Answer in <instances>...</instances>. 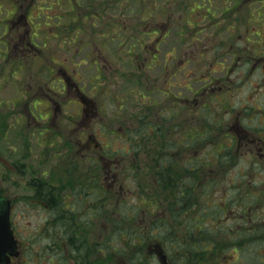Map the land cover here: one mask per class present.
Returning <instances> with one entry per match:
<instances>
[{
	"label": "flooded vegetation",
	"instance_id": "af4514ba",
	"mask_svg": "<svg viewBox=\"0 0 264 264\" xmlns=\"http://www.w3.org/2000/svg\"><path fill=\"white\" fill-rule=\"evenodd\" d=\"M233 1L241 3L236 8L240 11L239 8L248 6L251 0ZM12 7L14 10L7 18L8 24L5 28L13 42H5L4 45L9 55L24 59L27 56L26 52L36 49L28 37L27 15L30 7L23 3H14ZM256 13L262 24L264 11ZM251 18L248 15V19ZM249 22L251 21L248 20L247 23ZM244 29L245 36L238 34L240 37L238 40L245 44L242 49L232 46L235 53L225 62L224 40L218 41L214 58L209 59L215 60V64L212 62L206 64L210 68L216 67L212 71L216 74L215 80L209 78L199 91L209 92L216 88V105L207 107L208 99L192 100L188 94L189 97L185 101L187 105L180 110L186 114L184 125H187L189 130L184 129L180 135L179 125L170 124L172 128L170 127L168 142L173 144V150L169 151L168 155H159L161 152L159 151L156 156L159 163L156 166L155 127H158L159 123L155 124L152 118L155 113L153 106L139 107L138 112L134 110L133 114L129 113L126 116L122 106H118V111L121 112L117 116L109 111L108 116L104 117L101 135L103 139L102 144H99L93 134L88 132L89 125H93L97 116L93 99L80 91L78 83L75 82L78 78H73L61 64H57L58 68L52 69L49 75L53 77L52 72L56 74L52 83L61 84L67 94L70 92L69 89H74L72 99L66 103L80 105V113L85 116L83 119L87 120L89 117L91 119L89 123L79 121L70 124L76 128L69 130L67 144L61 145L59 140V143L51 146L55 149H50L48 154L42 135L46 131L45 127L30 129L37 130L39 137L31 143H26L29 140L0 138V202H4L0 207L8 208V225L15 242L14 245L1 246L0 264H141L142 259L145 264H151L153 261L161 264L160 247L167 264H178L179 259L170 257L158 238L143 240V236L136 233L126 236L125 227L128 225H141L145 229L147 227L151 229L155 224L156 233L158 223L161 221V216L155 217L151 212L142 209L139 210L142 217L136 216V211L141 206V197L138 196L140 187L131 180V176L134 179V175L139 171L146 173L149 170L155 174L158 168L169 171L174 169L175 172L182 170L188 190L198 191L201 188L191 187V180L199 168L202 175H205L206 171L202 169L207 158L206 149L213 143L219 148V159L224 158L223 154L226 151L228 153L226 160L236 163L233 167L235 180L241 177L238 171L239 164H248V168L243 166L247 171L246 192L257 194L262 201L264 182L262 186H256L253 185L251 178L258 176V172H263L260 170H264V31L261 34L253 32L259 39L255 42L249 37L248 29ZM190 63L183 62L182 69L177 66H172V69L184 72L186 78V74H190L187 69L190 68L187 66ZM142 65H145V62H140V67ZM187 81L186 89L191 93L189 85L192 79ZM38 93L36 96H40V101L48 103L44 111L52 125L51 121L62 114L60 96L50 88L48 92ZM206 111L217 115L211 125L207 122ZM58 120L57 123H53L55 127L50 125L49 130L54 136L62 137ZM117 124L118 127L114 130ZM73 131H78L75 139L72 137ZM116 143L118 145L121 143L122 146ZM115 146L126 151L125 154L132 152L136 163L130 161L126 165L130 155L125 158L117 149H112ZM147 147L150 149L147 150ZM140 155L144 156L147 162L137 165ZM254 164H259L262 168L256 172ZM127 174L128 178H125ZM218 175L222 178L223 170ZM100 178L101 184L97 180L94 181ZM205 180L202 179L204 182ZM237 184H240V181ZM235 190L240 192L241 188ZM171 191L173 193L170 204H174L178 200L176 195L179 190ZM186 195L187 206L182 214L187 216L188 222L201 221L198 216L203 217L202 214L192 212L191 194ZM128 196L135 198L136 202L130 205L129 212L126 213L124 206ZM151 202H146V206H152ZM169 207L172 209L167 220L171 227L176 229L173 238L184 242L197 240L178 230L177 222L182 214H177L178 209L174 205ZM253 207L255 206L241 216L239 205L235 204L231 221L241 222L242 225H238L231 235L234 240L230 238L228 240L233 241L239 251L246 248L248 251L249 246L253 244L252 246L256 248L253 255L255 261L264 264V210L257 204L259 216L253 219ZM143 220L144 223L140 224ZM246 223L247 229L244 227ZM94 226L99 227V230H95ZM94 232H99L98 241H94ZM126 237L134 242L131 247ZM222 240L223 235L218 241ZM257 242L259 245H256ZM143 246L148 254L144 258ZM260 246L262 250L258 249ZM101 250L106 251L105 255L95 258L94 251ZM247 253L250 254V250Z\"/></svg>",
	"mask_w": 264,
	"mask_h": 264
},
{
	"label": "rangeland",
	"instance_id": "374dc122",
	"mask_svg": "<svg viewBox=\"0 0 264 264\" xmlns=\"http://www.w3.org/2000/svg\"><path fill=\"white\" fill-rule=\"evenodd\" d=\"M14 3H23L30 7L27 15L28 37L36 49L26 52L24 59L9 55L4 45L5 42H13L7 35L5 26L8 24L7 18L14 10ZM238 4L241 3L233 0H0V138L29 140L26 143H31L39 137L37 130L30 129L45 127L46 131L43 130L42 135L48 154L50 149H55L51 146L59 143V140L61 145L67 144L69 130L76 128L70 124L90 122V117L83 119L85 116L80 113V105L66 103L72 99L74 89H69L67 94L61 84L52 83L56 74L52 72L53 77L49 75L52 69L58 68L57 64H61L73 78H78L75 82L78 83L80 91L93 99L97 116L93 125H89L88 132L93 134L99 144H102L103 139L101 135L104 117L108 116L109 111L119 115L121 111H118V106L125 110V116L133 114L134 110L138 112L139 107L153 106L155 113L152 118L155 124L160 123L171 129L170 124L176 123L179 125L178 132L182 135L184 129L189 130L184 125L186 114L180 110L187 105L185 101L188 94L192 100L208 99L207 107L216 105V88L211 90L213 92L199 90L209 78L214 79L216 76L212 72L216 67L210 68L206 64H215V60L209 59L214 58L218 41L224 40V57L227 62L235 53L232 46L237 49L245 46L238 40L240 34L245 36L244 28L248 29L249 37L255 42L259 39L253 32L261 34L264 31V20L261 24L256 13L264 11V0H251L248 6L240 7V11L236 10ZM254 13L256 14L253 15ZM248 15L252 18L248 19ZM248 20L251 22L247 23ZM140 62H145V65L140 67ZM183 62H191L187 65L190 67H187L190 74H186V78L184 72L172 69V66L182 69ZM190 79L191 93L186 89L187 80ZM48 88L60 96L62 109V114L51 121L52 125L44 111L48 103L40 101V96H36L38 92H48ZM167 118L170 119L169 124L165 121ZM216 118L217 115L206 111L209 125ZM57 120L60 122L62 137L54 136L49 130L50 125L53 126ZM117 127L118 124L114 130ZM78 131H73L74 139ZM158 135L155 128V143ZM168 138L169 135L162 141L168 142ZM112 149H117L125 158L130 155L126 165L130 161L136 163L132 152L125 154L126 151L116 146ZM207 150L209 156L218 153L214 148ZM144 162H147L145 157L140 155L137 165ZM243 166L248 168L247 163L239 164V168ZM253 167L256 172L262 168L259 164H254ZM234 170L233 167H224V183L234 176ZM228 171L229 175L225 180L224 172ZM260 171L263 172H258V176L251 178L253 185L262 186L264 182V170ZM136 174L140 175L141 172ZM127 176L128 174L125 178ZM95 180L100 184L102 182V178ZM155 186L157 187L156 183ZM131 196L126 199V213L129 212L130 205L136 202ZM262 203L263 206L259 208L264 210V199ZM140 209L146 210V207L140 206L136 211V216L142 217ZM159 210L155 208L149 212L160 217ZM142 223L144 220L140 221ZM94 229L99 230V227ZM125 229L130 230L128 234L136 233L159 240L165 232L161 223H158L156 233L155 229L144 230L141 225H128ZM94 234V241H98L99 232ZM126 241L130 247L134 244L127 237ZM252 245L248 248L250 259L246 258L247 254L237 258L236 255L227 257L225 253L222 264H261L253 257L256 248ZM105 253V250L94 251V256L103 257L101 255Z\"/></svg>",
	"mask_w": 264,
	"mask_h": 264
},
{
	"label": "trees",
	"instance_id": "16d2710c",
	"mask_svg": "<svg viewBox=\"0 0 264 264\" xmlns=\"http://www.w3.org/2000/svg\"><path fill=\"white\" fill-rule=\"evenodd\" d=\"M158 119L160 120L159 117ZM165 121L169 124L170 119L167 118ZM163 126V124L159 123L158 127H155L159 133L157 140H160L155 143V166L159 163L158 159L156 160L159 151H161L159 155H168L169 151L172 152L173 150V144L171 142L162 141L164 137L165 139L168 137L170 132L168 127L165 128ZM209 139H211L210 136ZM149 148L147 147V149ZM208 148H214L218 150V153L215 152L214 155L209 156ZM207 149V158L202 169L206 171L205 175H202L201 168H199L197 174L191 180V187L201 188L198 191L188 190V185H186L183 179L184 173L182 170L175 172L174 169L169 171L168 169L158 168L155 174H152L153 171L149 170L146 173L141 172L140 175H134V182L137 187H140V194L138 196L139 198L141 197V207H155L160 209L161 221L159 223L162 224L165 232L159 242L161 245L163 244L170 257H177L179 259L178 264H222V258L226 255L225 253H227V257L236 255L237 258H240V255L244 254L248 255L246 257L247 259L251 257L246 251L247 248L239 251L234 246L233 241L228 240L229 238L234 240V237L231 235L237 229L238 225H242L241 222L233 223L231 221V214L235 210L236 203L239 205L241 216L248 212L254 205V219L258 215L257 204L262 206L263 203L257 194L246 192L247 185L245 181L247 171L244 168H239L238 170L241 177L236 180L232 177L229 182L224 183L223 177L219 178V172L224 167H228V169L234 167L236 163L226 160L228 155L226 151L223 154L224 158L219 159V148L214 143L209 144ZM165 161L169 162L168 159H165ZM224 173L225 180H227L229 171ZM203 178L206 179L205 182L202 181ZM238 181H240V184H237ZM203 182L204 184H201ZM237 186L241 188L240 192H236L235 189L238 188ZM171 189H174V191L179 190L176 195L178 200L174 204H170V197H172L173 193ZM194 193H197V195ZM186 194H191L192 212H198L204 217L198 216L202 219L201 221L191 220L188 222L187 216L182 214L186 209L185 206H187ZM149 201H152L150 203L152 206H146L145 203ZM173 205L178 209L177 214H182L178 220L179 222H177L178 230L183 231L184 234H188L197 240L184 242L173 238V233L176 229L174 230L167 220L170 215V209H172L169 206ZM247 226L246 223L244 227L247 229ZM129 231L128 229L126 230L127 235ZM221 235H223V240L218 241ZM256 245H259V243L257 242ZM258 249L262 250V247L260 246ZM143 263L144 260L142 259L141 264Z\"/></svg>",
	"mask_w": 264,
	"mask_h": 264
},
{
	"label": "water",
	"instance_id": "95a60500",
	"mask_svg": "<svg viewBox=\"0 0 264 264\" xmlns=\"http://www.w3.org/2000/svg\"><path fill=\"white\" fill-rule=\"evenodd\" d=\"M1 205V204H0ZM1 208V207H0ZM3 210V208H1ZM7 223L4 221V216L0 214V248L2 245H9V240L11 239V234L6 227Z\"/></svg>",
	"mask_w": 264,
	"mask_h": 264
},
{
	"label": "bare ground",
	"instance_id": "6f19581e",
	"mask_svg": "<svg viewBox=\"0 0 264 264\" xmlns=\"http://www.w3.org/2000/svg\"><path fill=\"white\" fill-rule=\"evenodd\" d=\"M127 229H125V231H126Z\"/></svg>",
	"mask_w": 264,
	"mask_h": 264
}]
</instances>
